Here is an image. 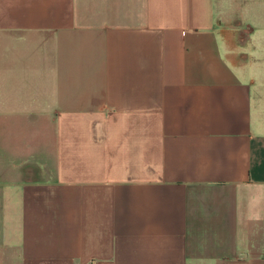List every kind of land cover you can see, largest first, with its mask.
<instances>
[{
	"label": "crops",
	"instance_id": "obj_1",
	"mask_svg": "<svg viewBox=\"0 0 264 264\" xmlns=\"http://www.w3.org/2000/svg\"><path fill=\"white\" fill-rule=\"evenodd\" d=\"M0 264H264V0H0Z\"/></svg>",
	"mask_w": 264,
	"mask_h": 264
}]
</instances>
